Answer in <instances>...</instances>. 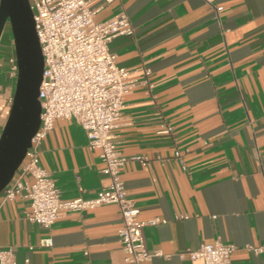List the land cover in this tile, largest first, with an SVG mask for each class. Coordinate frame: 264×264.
Here are the masks:
<instances>
[{"label":"crops","instance_id":"0c3cea01","mask_svg":"<svg viewBox=\"0 0 264 264\" xmlns=\"http://www.w3.org/2000/svg\"><path fill=\"white\" fill-rule=\"evenodd\" d=\"M89 7L97 22L124 12L135 27L110 45L138 83L114 134L129 159L122 179L140 220L161 221L143 229L147 249L165 255L149 264H205L187 253L215 242L236 247L231 264H264V253L251 250L264 244V0ZM1 53L0 136L16 83L13 40ZM40 161L63 200L93 199L110 182L74 119L55 122ZM28 210L23 198L0 204V248L12 249L16 264H127L117 205L63 212L51 228L28 221Z\"/></svg>","mask_w":264,"mask_h":264},{"label":"built area","instance_id":"2783aa9c","mask_svg":"<svg viewBox=\"0 0 264 264\" xmlns=\"http://www.w3.org/2000/svg\"><path fill=\"white\" fill-rule=\"evenodd\" d=\"M124 0H104L105 5ZM37 36L44 57L43 82L40 87L41 124L32 139L26 158L10 184L0 194V204L23 198L29 202L26 218L44 228H51L63 212H81L105 205H117L123 226L118 231L127 264H149L161 251L150 252L143 229L159 219L144 223L140 210L129 198L122 171L129 159L118 149L114 134L125 108L126 96L137 86L131 71L118 64L110 45L118 37H132L135 27L122 12L106 21L97 22L89 0H30ZM220 9H213L218 11ZM9 74L17 79L15 55L9 60ZM146 75L151 71L147 69ZM76 120L86 131L88 145L99 150L105 164L103 173L110 178L93 199L63 200L55 178L40 161V148L57 120ZM180 158V153H176ZM148 166L149 159L136 157ZM32 177L28 181L27 177ZM259 255L264 244L251 248ZM234 245L215 242L204 244L187 255L205 264H231ZM181 256H185L182 254ZM0 264H16L12 249L0 248Z\"/></svg>","mask_w":264,"mask_h":264},{"label":"water","instance_id":"95a60500","mask_svg":"<svg viewBox=\"0 0 264 264\" xmlns=\"http://www.w3.org/2000/svg\"><path fill=\"white\" fill-rule=\"evenodd\" d=\"M9 25L18 65L13 100L0 136V194L26 158L41 124L44 57L30 0H0V41Z\"/></svg>","mask_w":264,"mask_h":264},{"label":"rangeland","instance_id":"374dc122","mask_svg":"<svg viewBox=\"0 0 264 264\" xmlns=\"http://www.w3.org/2000/svg\"><path fill=\"white\" fill-rule=\"evenodd\" d=\"M12 40H13V36L11 34L10 28H6L3 35H2L0 45L2 47H7L10 44V41H12ZM5 57H7V56H4V54L1 53L0 60H3Z\"/></svg>","mask_w":264,"mask_h":264},{"label":"trees","instance_id":"16d2710c","mask_svg":"<svg viewBox=\"0 0 264 264\" xmlns=\"http://www.w3.org/2000/svg\"><path fill=\"white\" fill-rule=\"evenodd\" d=\"M7 27L10 28L9 25Z\"/></svg>","mask_w":264,"mask_h":264}]
</instances>
